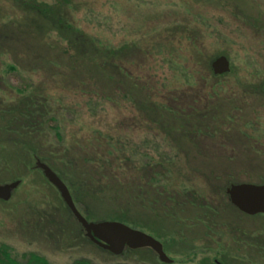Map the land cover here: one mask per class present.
<instances>
[{"label": "rangeland", "instance_id": "374dc122", "mask_svg": "<svg viewBox=\"0 0 264 264\" xmlns=\"http://www.w3.org/2000/svg\"><path fill=\"white\" fill-rule=\"evenodd\" d=\"M39 157L92 222L150 234L170 264H264V214L226 193L264 184V0H0V185L22 182L0 244L19 262L165 264L92 244Z\"/></svg>", "mask_w": 264, "mask_h": 264}, {"label": "water", "instance_id": "95a60500", "mask_svg": "<svg viewBox=\"0 0 264 264\" xmlns=\"http://www.w3.org/2000/svg\"><path fill=\"white\" fill-rule=\"evenodd\" d=\"M212 69L216 75H225L230 72L231 63L226 56H222L214 61ZM36 167L42 170L48 182L56 187L67 208L73 213L82 229L85 230L86 237L93 244L95 243L99 248L109 251L114 256L123 255L127 248L131 250L151 248L163 263L173 262L170 257H167L160 241L138 229L135 230L117 221L89 222L76 208L71 192L60 176H57L50 166L40 160H37ZM20 184L21 181L18 180L0 185V200L9 201ZM227 194L232 204L246 215L253 217L264 214V184L260 186L252 183L233 184L227 189Z\"/></svg>", "mask_w": 264, "mask_h": 264}, {"label": "trees", "instance_id": "16d2710c", "mask_svg": "<svg viewBox=\"0 0 264 264\" xmlns=\"http://www.w3.org/2000/svg\"><path fill=\"white\" fill-rule=\"evenodd\" d=\"M41 8V5H39V12L41 13L42 12V10L40 9ZM43 8V7H42ZM47 11V10H46ZM60 24H62L63 23V18L62 19H60L59 21H58ZM226 75V74H225ZM224 75V76H225ZM216 76H218V75H216ZM218 77H222V76H218ZM28 102H30L29 100H28ZM32 102V101H31ZM28 106V105H27ZM34 106H36V104L34 103ZM29 107V106H28ZM34 109L35 108H33L31 111V114H33V112H34ZM38 110H37V106H36V111H35V113H37V116H40V117H44L45 115L44 114H41L40 112V114L37 112ZM27 114H30L29 112L27 113ZM30 114V115H31ZM34 116H35V114H34ZM44 122H46V120H44ZM48 122V121H47ZM40 158V157H39ZM44 163H45V160L43 159V158H40ZM46 164V163H45ZM52 169H54L53 167H52ZM56 174H57V172H56ZM58 176H61L60 175V173H58L57 174ZM61 178L63 179V177L61 176ZM64 180V179H63ZM73 196V195H72ZM74 197V196H73ZM74 199H76L75 197H74ZM75 202H76V205H77V201L75 200ZM85 216V218H87L89 221H92L93 219L91 218V216L87 213L86 215H84ZM121 223H123V222H121ZM127 222H124V224H126ZM130 251H132V250H130ZM11 252V248L10 247H8L7 245H4V244H0V264H49L45 259H43L42 257H40V256H38L37 254H33V253H31V255H26V256H24L23 257V261H17L16 259H14L13 257H12V253H10ZM74 264H94V263H92V262H90L89 260H76L75 262H74Z\"/></svg>", "mask_w": 264, "mask_h": 264}, {"label": "flooded vegetation", "instance_id": "af4514ba", "mask_svg": "<svg viewBox=\"0 0 264 264\" xmlns=\"http://www.w3.org/2000/svg\"><path fill=\"white\" fill-rule=\"evenodd\" d=\"M163 243V242H162ZM163 246H164V243H163ZM166 246H164V248H165Z\"/></svg>", "mask_w": 264, "mask_h": 264}]
</instances>
